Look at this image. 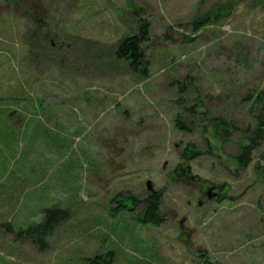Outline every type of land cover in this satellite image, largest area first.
I'll return each mask as SVG.
<instances>
[{
    "label": "rangeland",
    "instance_id": "obj_1",
    "mask_svg": "<svg viewBox=\"0 0 264 264\" xmlns=\"http://www.w3.org/2000/svg\"><path fill=\"white\" fill-rule=\"evenodd\" d=\"M140 19L147 76L113 49ZM260 92L264 0H0V264H264V142L237 161ZM50 207L70 218L46 250L17 239Z\"/></svg>",
    "mask_w": 264,
    "mask_h": 264
},
{
    "label": "trees",
    "instance_id": "obj_2",
    "mask_svg": "<svg viewBox=\"0 0 264 264\" xmlns=\"http://www.w3.org/2000/svg\"><path fill=\"white\" fill-rule=\"evenodd\" d=\"M221 9L217 8V11L209 12L206 16L197 19L194 22L195 30H198L203 24L207 22H212L213 20L219 18L221 15ZM141 20V21H140ZM140 24L137 32L131 36H126L120 39L117 46L114 47V54L122 60L129 63L130 67L142 75L147 76L149 72V63L145 57L144 44L148 42L151 38V23L148 20L140 19ZM251 98L255 105L261 106V113L255 116V128H248L251 132L248 136V144L242 148V153L238 156L237 161L239 167H246L252 161V155L254 150L259 147V145L264 142V92L258 93L255 97L249 95L248 99ZM199 104L192 105L188 109V113L191 115L201 114L207 115V111L200 112ZM175 126L178 129L190 130L186 125V119L183 114H177L175 116ZM211 125L214 127V132L216 126H221L225 128L227 132L231 131V123L225 118H215L212 117ZM218 135V133H217ZM198 152H195L194 146L189 145L182 155L183 163L186 166L179 165L174 173L175 180L182 179L188 176L190 171V166L188 162L198 157ZM264 179V174H263ZM163 192L152 191L144 199L137 200L131 197L133 204L137 207L142 208V216L140 220L146 224H152L158 226L163 221V213L161 211ZM70 218V211L68 209H62L59 207H50L44 210V218L40 224L31 226L28 230L21 231L17 234V239L29 238L32 244L38 246L41 250H46L49 246L48 239L54 235L56 230L61 226V224ZM98 258H101L98 256ZM102 259V258H101ZM104 260V258H103ZM94 261V260H92ZM106 261V260H105Z\"/></svg>",
    "mask_w": 264,
    "mask_h": 264
},
{
    "label": "water",
    "instance_id": "obj_3",
    "mask_svg": "<svg viewBox=\"0 0 264 264\" xmlns=\"http://www.w3.org/2000/svg\"><path fill=\"white\" fill-rule=\"evenodd\" d=\"M147 187H148V190H149L150 192L154 191V188L152 187V183H151V181H148V182H147Z\"/></svg>",
    "mask_w": 264,
    "mask_h": 264
},
{
    "label": "crops",
    "instance_id": "obj_4",
    "mask_svg": "<svg viewBox=\"0 0 264 264\" xmlns=\"http://www.w3.org/2000/svg\"><path fill=\"white\" fill-rule=\"evenodd\" d=\"M2 127H3V124L0 123V131H1ZM9 130H10V129H9ZM11 131H12V130H11ZM3 169H4V167H3ZM0 196H1V194H0ZM15 236H17V234H16Z\"/></svg>",
    "mask_w": 264,
    "mask_h": 264
},
{
    "label": "flooded vegetation",
    "instance_id": "obj_5",
    "mask_svg": "<svg viewBox=\"0 0 264 264\" xmlns=\"http://www.w3.org/2000/svg\"><path fill=\"white\" fill-rule=\"evenodd\" d=\"M150 193V192H149Z\"/></svg>",
    "mask_w": 264,
    "mask_h": 264
}]
</instances>
